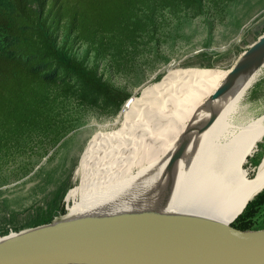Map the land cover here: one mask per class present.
<instances>
[{"label":"bare ground","instance_id":"bare-ground-1","mask_svg":"<svg viewBox=\"0 0 264 264\" xmlns=\"http://www.w3.org/2000/svg\"><path fill=\"white\" fill-rule=\"evenodd\" d=\"M238 63L225 72L169 73L142 88L115 123L86 141L66 214L50 227L183 218L228 225L238 217L264 187V159L254 177L245 169L264 136V116L250 117L241 107L264 61L249 76L232 78ZM228 82L229 89L212 99ZM188 258L182 264H264V256Z\"/></svg>","mask_w":264,"mask_h":264},{"label":"rangeland","instance_id":"rangeland-1","mask_svg":"<svg viewBox=\"0 0 264 264\" xmlns=\"http://www.w3.org/2000/svg\"><path fill=\"white\" fill-rule=\"evenodd\" d=\"M263 33L264 0H200L198 10L156 13L148 32L135 48L122 50L123 56L114 49L97 54L83 42L63 49L58 43L61 60L83 61L128 99L113 114L67 98L62 103L60 138H36L35 144L8 157L0 155V239L38 230L66 214V194L76 183L77 160L86 141L99 127L115 123L142 88L161 83L173 72H225ZM241 107H247L250 117L264 116V72ZM263 159L264 136L246 161L249 178ZM262 192L249 209L255 225L245 231H257L254 228L264 219V187L254 197Z\"/></svg>","mask_w":264,"mask_h":264},{"label":"trees","instance_id":"trees-1","mask_svg":"<svg viewBox=\"0 0 264 264\" xmlns=\"http://www.w3.org/2000/svg\"><path fill=\"white\" fill-rule=\"evenodd\" d=\"M199 8L200 0H0V155L8 157L36 138H60L67 98L113 114L128 99L83 61L61 60L58 43L63 49L83 42L97 54L114 49L123 56L148 32L156 13ZM262 194L247 203L234 228L254 227L249 209ZM260 229L264 219L254 228Z\"/></svg>","mask_w":264,"mask_h":264},{"label":"water","instance_id":"water-1","mask_svg":"<svg viewBox=\"0 0 264 264\" xmlns=\"http://www.w3.org/2000/svg\"><path fill=\"white\" fill-rule=\"evenodd\" d=\"M262 61L264 33L239 56L230 76H249ZM229 84L212 99L224 94ZM229 224L183 218L102 226L47 225L0 243V264H182L194 256H264V229L241 231Z\"/></svg>","mask_w":264,"mask_h":264}]
</instances>
